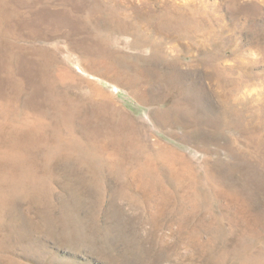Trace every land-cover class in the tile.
Returning a JSON list of instances; mask_svg holds the SVG:
<instances>
[{
    "label": "rangeland",
    "instance_id": "1",
    "mask_svg": "<svg viewBox=\"0 0 264 264\" xmlns=\"http://www.w3.org/2000/svg\"><path fill=\"white\" fill-rule=\"evenodd\" d=\"M21 1L43 6L37 17L51 23L13 46L49 68L34 63L29 73L23 64L14 76L23 94L0 112L15 142L0 148V213L28 234L11 235L1 251L10 246L26 264H264V0H13L9 8ZM125 65L174 70L187 94L141 100L124 82ZM151 79L136 83L141 95L155 88ZM31 80L46 101L30 97ZM175 98L185 109L177 120L165 111ZM227 142L249 158H233ZM232 183L240 197L229 195ZM43 210L75 216L80 240L32 232L25 220ZM256 213L252 237L245 220Z\"/></svg>",
    "mask_w": 264,
    "mask_h": 264
},
{
    "label": "bare ground",
    "instance_id": "2",
    "mask_svg": "<svg viewBox=\"0 0 264 264\" xmlns=\"http://www.w3.org/2000/svg\"><path fill=\"white\" fill-rule=\"evenodd\" d=\"M46 3V6L50 3V1L52 0H44ZM13 0H9V3L5 2V0H0V112L5 111L6 109L8 110V112L12 111V108L14 106V102H16V99L18 100V98L23 94V88L20 87V82L18 83V81L15 79V75L16 73H20L21 67L24 69L23 64L27 65L26 67V71H29V73H31L32 71H34V69H32V66L34 65H38V71H40V73H44L46 71L47 68H49L47 66V58L45 59L44 57L40 58L39 61H33L31 58V55H29V52L25 51L21 46H18L17 48L13 46V42L16 43V40H19L21 38V36H23L22 33L24 34H28L30 32L33 33V31L38 30L40 28H44L47 25H50L49 23H51L50 18L48 17L49 15H45L43 14L41 17H37L38 14H40L42 12V8L43 6H39L36 7V3L33 4L31 1L29 2H24L21 1L19 6H17L16 8H9L12 4ZM94 12V11H93ZM54 22V21H53ZM57 24V23H56ZM8 32H14V33H18L16 34V38L11 37V34H7ZM165 35V34H164ZM166 36V35H165ZM142 38V37H141ZM144 39V37H143ZM148 39V38H147ZM136 40V39H134ZM140 40V39H138ZM146 40V39H145ZM141 41V40H140ZM139 41V44H141ZM144 40H142L143 43ZM146 42V41H145ZM138 43V41H137ZM149 43V42H148ZM157 43V42H156ZM155 43V44H156ZM134 44V41H133ZM76 46V45H75ZM157 46V45H156ZM88 48H94V46L91 44H89ZM103 48V47H102ZM154 48V47H153ZM38 49V48H36ZM81 49L82 51H86V49L84 48V46L81 44ZM158 49V48H157ZM29 51V50H28ZM34 51V50H33ZM46 51V50H45ZM43 51H39L38 54L40 53V55L42 56V54H44L45 52ZM102 49L101 47L95 42V52H98L99 54L101 53ZM47 52V51H46ZM84 54V53H83ZM160 52L159 50H154L153 52V58H155L156 60L160 61ZM45 55V54H44ZM88 55V54H87ZM83 56V55H82ZM36 57V56H35ZM99 58H101V55L99 56ZM36 60V59H35ZM38 60V59H37ZM99 60V59H98ZM154 60V59H153ZM49 61V60H48ZM98 62V61H97ZM111 62V61H110ZM36 63V64H34ZM114 63V62H113ZM120 63V62H119ZM122 63V62H121ZM96 64V63H95ZM36 65V66H37ZM122 65V64H121ZM112 66V65H111ZM114 66V65H113ZM83 67V66H82ZM85 68V67H84ZM96 70V68H95ZM63 71V70H62ZM159 71V70H158ZM168 71V70H167ZM174 71V70H173ZM173 71H168L167 74H160L159 72L156 71V69H152L150 68V70H146L143 68H140L139 66H130V65H125L124 66V72H125V81L131 88L132 90L138 94V97L142 100V99H148V98H155L154 96H156L155 94L159 95V97H163L165 99H167L170 96L175 95L176 97L178 95H185L187 94V90L186 88H182L180 86L179 83H176L175 81L172 82L173 79ZM175 72V71H174ZM48 73V72H47ZM111 73V72H110ZM150 73H152L153 75H149ZM46 74V73H45ZM44 75V74H42ZM47 75V74H46ZM66 75V74H65ZM172 75V76H171ZM41 76V75H40ZM155 77V81H157V83H155V88H151L149 89V94L148 97H146L145 95H141V93H139L136 83H143V84H151L150 81L152 80L151 78ZM177 79V78H176ZM220 79V78H219ZM154 81V80H153ZM34 82L33 80H31V91L29 92L28 90V94L30 95V97H34L37 96V100L41 97L43 98L44 101H46V95L43 92V89L41 87L40 84L36 83H32ZM24 85V84H23ZM142 86V85H141ZM146 85H143V88ZM142 89V88H141ZM138 91V92H137ZM143 91V90H142ZM192 91L193 90H189ZM134 93V94H135ZM155 93V94H154ZM27 94V95H28ZM198 97V96H197ZM25 100V98H23ZM35 99V98H34ZM159 99V98H158ZM2 100H6L9 101L8 104L3 103ZM15 100V101H14ZM173 100V99H172ZM5 101V102H6ZM144 101V100H143ZM13 102V103H12ZM28 102V101H27ZM40 102V101H39ZM17 103V102H16ZM177 104V106H173V107H168L165 111L167 113L168 116H170V119H175L177 120L176 114L178 116L182 115V112L185 110H183L184 106L182 107L180 105L181 101L179 102V98H175L174 99V104ZM24 104V103H23ZM31 103H28V105ZM40 104V103H38ZM43 104V103H42ZM172 104V103H171ZM16 105V104H15ZM55 105V104H54ZM35 106V105H34ZM42 106V105H41ZM23 107V106H22ZM20 109V108H19ZM34 109V108H33ZM39 109V108H38ZM171 109L175 110V114H171L169 113ZM18 110V109H17ZM50 110V109H49ZM57 109H55L56 111ZM14 111V109H13ZM41 111V110H40ZM58 111V110H57ZM6 112V111H5ZM15 113V112H14ZM13 113V114H14ZM10 113H8L9 115ZM46 114V113H45ZM54 114V113H53ZM1 115V114H0ZM39 116V115H38ZM9 117V116H8ZM37 117V116H36ZM48 117V116H47ZM50 117V116H49ZM62 117V116H61ZM4 118V117H3ZM13 118V117H12ZM5 119V118H4ZM10 119V118H9ZM8 119V120H9ZM14 119V118H13ZM38 119V118H37ZM56 120H58L56 118ZM62 120V119H61ZM4 121V120H3ZM2 121V123H3ZM6 121V120H5ZM45 122V120H43ZM53 121V120H52ZM168 121V120H167ZM172 121V120H171ZM58 122V121H57ZM64 122V121H63ZM62 122V123H63ZM10 123V122H9ZM50 123V121H49ZM53 122H51L52 124ZM13 124V123H12ZM42 124V123H41ZM46 124V123H45ZM56 124V123H55ZM58 124V123H57ZM56 124V125H57ZM223 125L226 124V122H222ZM7 125V123H6ZM48 125V124H47ZM49 126V125H48ZM58 127V126H57ZM12 128V127H11ZM11 128L9 129V131H11ZM50 128V126H49ZM55 128V126H54ZM13 129V128H12ZM15 129V128H14ZM34 129V128H33ZM36 129V128H35ZM58 129V128H57ZM56 129V130H57ZM5 130V128H4ZM39 130V129H37ZM46 130V129H45ZM44 130V131H45ZM49 130V129H48ZM54 130V129H53ZM55 130V131H56ZM60 130V129H59ZM18 131V130H17ZM21 132V131H19ZM33 132V131H32ZM54 132V131H53ZM62 132V131H61ZM17 133V132H16ZM85 133V132H84ZM8 132L3 131V125L0 123V148L3 146H11L13 144H15V142L12 141V137L10 138ZM19 134V133H18ZM26 134V133H25ZM36 133L34 132V135ZM43 133L38 131V136H41ZM47 134V133H46ZM54 134V133H53ZM56 134V133H55ZM58 134V133H57ZM56 134V136H57ZM33 135V134H32ZM59 135V134H58ZM72 135V134H71ZM90 135V133L88 134ZM55 136V135H54ZM21 138V137H20ZM39 138V137H37ZM81 138V137H80ZM87 138V136H86ZM15 139V138H14ZM56 139V137H55ZM17 140V139H15ZM14 140V141H15ZM25 140V139H24ZM47 140V138H46ZM49 140V139H48ZM59 140V139H58ZM80 140V139H79ZM41 141V140H40ZM51 141V140H50ZM68 141V140H67ZM57 142V141H56ZM69 142V141H68ZM67 142V143H68ZM72 142V141H71ZM28 143V142H27ZM49 143V142H48ZM81 143V142H80ZM254 143V142H251ZM22 145V144H21ZM29 145V143H28ZM56 145V144H55ZM70 145V143H69ZM35 146V144H34ZM67 146V145H66ZM73 146V145H72ZM25 147V146H24ZM44 147V146H43ZM42 147V148H43ZM52 147V146H51ZM68 147V146H67ZM227 150L229 155H231L233 158H236L238 161H242V163H244L248 158H249V154L247 151L242 150V151H238L237 147L232 143V142H227L226 144ZM255 147H257V144L255 145ZM37 148V147H36ZM75 148V146H74ZM77 148V147H76ZM2 149V148H1ZM56 149V148H55ZM5 150V149H4ZM14 150V149H13ZM30 150V149H29ZM59 150V149H58ZM66 150V149H65ZM75 150V149H74ZM33 151V150H32ZM70 151V150H69ZM3 152V151H2ZM76 152V150H75ZM36 153V152H35ZM53 153V152H52ZM63 153V152H62ZM71 153V152H70ZM13 155V154H11ZM79 155V154H77ZM62 156V154H61ZM35 157V156H34ZM50 157V154H48L47 157L43 158L44 162L48 163V158ZM79 157V156H78ZM174 157V156H173ZM9 158V157H8ZM64 158V157H63ZM69 158V156H68ZM26 159V158H25ZM30 159V158H29ZM41 159V158H40ZM76 159V158H75ZM170 159V156H169ZM173 160V159H171ZM257 160V159H256ZM3 161V160H2ZM21 161V160H20ZM19 161V162H20ZM42 161V160H41ZM75 161V160H74ZM122 161V160H121ZM36 162V161H35ZM236 162V161H235ZM257 162V161H256ZM3 163V162H2ZM27 163V162H26ZM29 163V161H28ZM42 163V162H41ZM168 163V162H167ZM8 164V163H7ZM34 164V163H32ZM45 164V163H44ZM77 164V163H76ZM91 164V163H90ZM152 164V163H151ZM19 165V164H18ZM29 165V164H28ZM88 166L89 163L86 161H82L80 162V164H78V166ZM168 165V164H167ZM2 167V166H1ZM17 167V166H16ZM35 167V166H34ZM172 167V166H171ZM4 168V166H3ZM23 169V168H22ZM30 169V168H29ZM1 170V169H0ZM35 170V169H34ZM16 171V170H15ZM20 171V170H19ZM23 171V170H22ZM21 171V172H22ZM36 171V170H35ZM89 172V171H88ZM14 173V172H13ZM12 173V174H13ZM25 173V172H24ZM31 173V172H30ZM178 173V172H177ZM16 174V173H15ZM238 174L242 177H245L247 174L246 172H240V169L238 170ZM24 175V174H21ZM20 175V176H21ZM74 175V174H73ZM133 175V174H132ZM13 176V175H12ZM176 176V175H175ZM187 176V175H186ZM16 176L14 175V178ZM212 177V176H211ZM19 178V177H18ZM22 178V177H21ZM132 178V176H131ZM3 179V178H2ZM15 181V179H14ZM18 182V181H17ZM23 182V181H22ZM221 182V181H220ZM9 183V182H8ZM12 183V182H11ZM210 183V182H209ZM10 184V183H9ZM5 185H7L5 183ZM8 186V185H7ZM9 187V186H8ZM13 187V186H12ZM11 187V188H12ZM10 188V189H11ZM231 190L229 195H235L236 197H240L241 196V189H239V187L237 185H234V183L231 184V186L229 187ZM4 191V190H3ZM214 191V190H213ZM227 193V192H226ZM225 193V194H226ZM8 194V193H7ZM189 194V193H188ZM4 195V194H3ZM37 195V194H36ZM144 195V194H143ZM106 196V195H105ZM9 197V196H8ZM11 198V197H10ZM235 198V197H234ZM34 199V198H33ZM39 199V198H38ZM101 199V198H100ZM7 200V199H6ZM191 200V199H190ZM10 201V200H9ZM238 201V200H237ZM9 203V202H8ZM7 203V204H8ZM12 203V202H11ZM153 203V202H152ZM2 204V203H1ZM41 204V203H40ZM13 206V205H12ZM45 207V206H43ZM2 208V207H1ZM0 208V209H1ZM13 208V207H12ZM33 208V207H32ZM246 209V208H244ZM2 210V209H1ZM8 211V210H7ZM5 212V211H4ZM10 212V211H9ZM6 213V212H5ZM8 213V212H7ZM24 213V212H23ZM63 213V212H62ZM62 213H59V217L57 219V217L55 218L54 216H52L50 211H45L43 210L41 212V214H36L37 219L29 222H26L25 220V224L29 225L32 224L31 226V231L32 232H39V233H48L51 235H55V234H59L60 237H65L66 238V242L67 243H75L77 240H80V233L79 230L75 227H73V224H75V216H73L72 214H67L66 216L62 217ZM28 214V213H27ZM3 213H0V251L1 248H5L9 245V243L7 242V239L11 236L16 234L17 236H24V235H28L27 231H20V229H17L16 226L14 225L13 222V218L10 221H5L4 218L2 217ZM4 216V215H3ZM12 216V215H11ZM30 217V216H29ZM32 217V216H31ZM15 218V217H14ZM22 218V217H21ZM24 218V216H23ZM22 221V220H21ZM24 222V221H23ZM246 222V226L247 228H249L250 230V235L252 237H257V213L255 215H253L251 218H247L245 220ZM18 224V223H17ZM26 226V225H25ZM24 226V227H25ZM76 226V225H75ZM83 227V226H82ZM230 227V226H229ZM244 227V226H243ZM234 228V227H233ZM4 231L7 233H4ZM3 232V233H2ZM30 232V231H29ZM246 232V231H245ZM244 232V233H245ZM108 234V233H107ZM82 235V234H81ZM27 237V236H26ZM108 237V236H107ZM247 237V236H246ZM33 239V238H32ZM34 241V240H33ZM124 241V240H123ZM201 242V241H200ZM239 242V241H238ZM252 242V241H251ZM40 243V242H39ZM72 243V244H73ZM95 243V242H94ZM36 244V243H34ZM247 245V244H246ZM251 245V244H250ZM41 247V246H40ZM242 247V246H241ZM200 249V248H199ZM135 250V249H134ZM11 251V247L9 246L8 249L5 251H1L3 253H0V260H3L2 264H26L24 262H22L21 260H19L18 258L8 255ZM137 251V250H136ZM36 252V251H35ZM43 252V251H42ZM8 253V254H7ZM124 253V252H123ZM135 253V252H134ZM247 258V257H246ZM248 259V258H247ZM139 261V260H138ZM1 264V263H0ZM144 264V263H143ZM250 264H257L256 262H251Z\"/></svg>",
    "mask_w": 264,
    "mask_h": 264
}]
</instances>
